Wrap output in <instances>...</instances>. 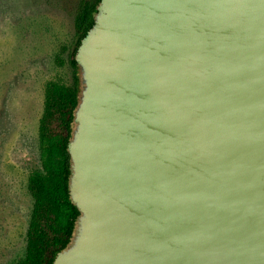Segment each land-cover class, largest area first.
<instances>
[{
    "label": "water",
    "instance_id": "water-1",
    "mask_svg": "<svg viewBox=\"0 0 264 264\" xmlns=\"http://www.w3.org/2000/svg\"><path fill=\"white\" fill-rule=\"evenodd\" d=\"M92 19L52 264H264V0H99Z\"/></svg>",
    "mask_w": 264,
    "mask_h": 264
},
{
    "label": "rangeland",
    "instance_id": "rangeland-1",
    "mask_svg": "<svg viewBox=\"0 0 264 264\" xmlns=\"http://www.w3.org/2000/svg\"><path fill=\"white\" fill-rule=\"evenodd\" d=\"M79 1L0 0V264H17L25 253L27 180L41 170L44 87L72 82L67 55ZM62 46L69 49L61 52Z\"/></svg>",
    "mask_w": 264,
    "mask_h": 264
},
{
    "label": "trees",
    "instance_id": "trees-1",
    "mask_svg": "<svg viewBox=\"0 0 264 264\" xmlns=\"http://www.w3.org/2000/svg\"><path fill=\"white\" fill-rule=\"evenodd\" d=\"M99 0H80L73 16L75 40L67 61L72 82L48 81L44 87L43 110L38 121V148L41 170L31 174L27 190L32 199L26 231L24 256L17 264H52L55 254L69 240L77 209L68 197L69 155L72 110L77 96V66L74 54L81 38L93 23L92 12Z\"/></svg>",
    "mask_w": 264,
    "mask_h": 264
}]
</instances>
